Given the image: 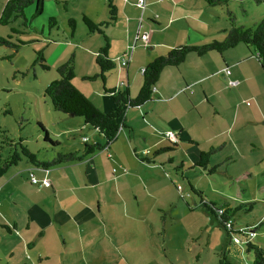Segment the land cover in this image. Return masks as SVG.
<instances>
[{"label":"crops","instance_id":"1","mask_svg":"<svg viewBox=\"0 0 264 264\" xmlns=\"http://www.w3.org/2000/svg\"><path fill=\"white\" fill-rule=\"evenodd\" d=\"M6 1L0 0V11ZM49 1L54 3L50 12L52 16L62 20L74 19L75 28L73 33L68 35L63 30L62 32L56 30L57 25H55L53 27L55 29L49 30L46 41L49 40L50 43L47 49L59 48L58 52L67 56L71 51L75 68L73 85L103 111L113 106L111 95L104 92L103 88L116 87L122 90L127 87L130 96L133 97L142 82V68L156 56L176 45L204 43L203 0H145L143 10L136 5L139 0H111L116 8V18L112 24L102 27V30L109 43L108 58L115 65L104 73V81L99 77L85 80L82 79L83 76L98 73L95 56L98 48L103 44V37L98 32L90 33L83 26L85 24L82 17L86 16L95 23L106 21L108 0ZM30 12L31 8L26 11L27 14ZM44 12L45 5L40 16ZM151 13L156 15L150 17ZM51 14L48 13L47 18ZM138 23H141V27ZM43 28L38 32L39 34L43 35ZM137 30L147 32L146 42L142 40L134 42ZM58 31L65 39L57 41L60 38ZM222 37H224L223 33L219 38ZM133 42L134 46L131 48ZM60 55L49 62H55ZM217 55L218 57L216 54L206 53L198 56L191 53L181 64L162 69L150 99L138 107L133 109L129 107L125 110L123 127L118 130L116 139L106 149L104 147L81 161L61 164L46 170L41 169L38 174L33 173V167L28 165L25 169L28 174L32 173L36 179H39L40 185L31 184L27 176L21 177L25 169L18 167L19 163L0 176V214L8 208L15 215L14 221L8 220L13 222V227L8 232L14 237L17 234L18 237L13 241L15 246L12 249L22 248L25 245V250L34 252L39 245H42V250L34 252L35 264H60L64 257H74L75 254L82 253L73 248L76 244L74 241L81 242V250L87 246H94L96 240L93 237L94 231L100 226L106 228L109 221L104 218L100 222L97 220L87 224L88 219L93 218V215L88 218L86 211L90 210L85 211L84 208H92L95 201L98 210H101L102 197L104 202L109 198L107 205L112 204L111 209L114 212L119 203L128 200L129 194H132L135 203L139 202L136 188L142 193L140 198H145L143 188H139L138 181L126 178L122 179V183L117 181L110 171L112 164L109 158L115 155L123 161L129 158L138 161L133 157V153L139 155V152L141 156L150 157L156 149L168 147L170 140L164 135L168 130H172L176 136L174 150L169 152H178L183 148V152L187 154L180 160L183 166L184 161L187 162L186 165L192 166L188 161L194 164L198 152L210 147L225 145L230 150H236L237 155L240 150L245 149L243 148L245 144L247 150H249L248 145H251L252 149L256 148L258 142L256 143L255 125L264 118V98H260L258 92L264 84V63L261 65L255 57L249 56L248 51L241 44ZM120 58L127 59L124 66L119 64ZM45 59L49 60L47 55ZM63 60L65 59L61 58L56 62ZM213 67L215 69H212ZM225 68L229 69V75H225ZM229 79L234 80L235 84L228 85ZM247 102L249 104H246ZM252 102L256 105L255 108H251ZM240 113L244 116L241 117ZM81 123L83 127L88 126L82 121ZM250 124L253 126L250 127ZM262 127L264 129L263 125ZM91 129L96 133L95 129ZM263 129L260 130L262 137H257L260 140H264ZM139 132L145 134L143 137L145 141L143 144L136 142L135 147L130 142L129 135L135 137ZM96 134L103 139L101 135ZM121 134L122 138L118 139ZM84 137L87 138V143H92L89 135ZM230 156L232 155L224 160L227 158L232 160ZM170 158L175 162L174 154ZM209 162L211 163L210 157ZM154 163L155 160L151 164ZM245 169L243 175L248 177L251 173ZM44 178H48L49 185L45 186L41 183ZM146 190H149L148 186ZM3 218L6 220V217ZM1 224L6 223L2 221ZM51 224H55L56 229H61L59 230L61 235L55 236L57 242L55 249H49L45 245L48 244L46 237L52 227ZM23 226L27 232L23 230ZM66 226L68 231L62 230ZM86 235H92L89 241L85 238ZM60 236H62L61 242ZM109 239L113 238L109 237ZM85 242L88 243L85 245Z\"/></svg>","mask_w":264,"mask_h":264},{"label":"rangeland","instance_id":"2","mask_svg":"<svg viewBox=\"0 0 264 264\" xmlns=\"http://www.w3.org/2000/svg\"><path fill=\"white\" fill-rule=\"evenodd\" d=\"M43 5H45L44 14L38 15L31 21L32 25L28 33L20 35L21 39L32 41L20 45L16 52L9 47L0 46V128L4 130V136L21 141L39 160L45 161L53 158L56 153H68L81 148L84 135H89L91 142L103 144L105 141L98 137L91 127H83L80 117L55 111L44 95L46 86L58 77L55 68L61 62L56 61L68 58L66 54L58 52L59 48L56 47L48 48L47 52L50 43L49 40L46 41L49 30L56 28L70 35V29L68 18L62 20L50 13L51 7L54 6L53 1L46 0L45 3L43 1ZM61 5L64 6L63 3ZM29 8L31 12L26 15L34 11V5L28 6L25 12ZM227 11H230L231 15H228ZM48 13L57 21L55 28L47 26ZM68 13L71 15L69 11ZM153 15L156 14L151 13L150 17ZM203 15L204 42L212 39L221 40L219 37L222 33L225 35L222 28L224 31L231 26L247 28L263 18L264 0H227L225 4L215 6L204 3ZM80 23L83 25L81 21ZM42 27H44L43 35L38 33ZM59 31L57 34L60 38L57 41L65 39ZM7 32V26H0L1 36H6ZM37 50L43 51L44 59L47 55L49 59H45L47 69L35 62ZM68 54H72L71 51ZM209 54H216L218 57L219 53L210 51ZM57 55H60L57 60L50 63L49 61H53ZM258 92L260 98H264V84ZM255 107L252 102L251 108ZM240 116L244 115L240 113ZM263 119L261 118V122L255 125L256 143L258 142L256 148L252 149L251 145H248L249 150H247L245 144L243 146L245 149L240 150L237 155L236 150H230L225 145L214 147L207 170L193 166L190 161L188 163L192 166L186 165V161L183 167L178 166L180 160L187 156L183 148L178 152H169L170 154L159 153L154 157V164L140 161L139 157L144 158L140 152L138 153L140 156L133 153V157L138 161L131 158L123 161L115 155L109 158L112 164L110 171L117 181L122 183L123 178L138 181L139 188H143L145 198H140L142 193L136 188L139 202L135 203L136 200L132 194H129L127 195L129 201L119 203L114 212L111 209L112 204L107 205L109 198L104 202L102 197L101 210H98L95 201L91 209L84 208L85 211L90 210L86 211L88 218L93 215V218L88 219L87 224L97 220L100 222L106 218V221H109L108 226L106 228L100 226L94 231L93 237L96 238L94 246H87L81 250V242L74 241L76 244L73 248L82 253L79 252L74 257H64L60 264H215L223 249L226 250V256L234 262L250 263L253 252L247 251L243 242L225 245L227 239L224 229L199 206V203L202 198L216 204H221L223 201H229L233 206L244 204L243 208L236 211L233 217L234 224L249 225L251 228L254 226L255 233L251 240L264 246V140L257 138L262 133L260 130L263 129L262 125L264 126ZM45 132L53 143L45 139ZM1 134L0 132V141L4 144L5 138ZM122 136L121 134L118 139ZM144 136L143 132H139L135 137L129 135V140L134 146L136 142L143 144ZM168 146L173 147L172 142ZM106 147L107 145L105 149ZM8 149H10L8 145L4 144L0 148V157L7 156ZM172 154L175 156V162L167 160ZM230 154L232 160L229 158L224 160ZM28 165L31 166L25 158H22L18 167L25 169ZM212 167L215 168L214 171L209 172ZM244 169L251 173L248 177L243 175ZM40 171L39 168H32L33 173L38 174ZM25 176L28 178L26 169L21 173L22 178ZM188 183L199 190L200 195L193 193ZM146 186L149 190H146ZM10 219L14 221L15 215L10 209H4L0 214V264H35L34 252L42 250L43 246L39 245L34 252L25 250L24 244L22 248L12 249L15 246L13 241L18 238L17 234L14 237L1 224L4 221L12 228L13 222L8 221ZM83 221L85 222V215ZM261 221L263 224H259ZM51 226L46 237L48 244L45 245L49 249H55L57 248L55 236L61 235V229L60 231L56 229L55 224ZM67 228L66 226L62 230L68 231ZM23 230H25L24 226ZM91 236H85L87 241ZM109 237L113 238V242ZM61 238L62 236L60 242ZM87 243L85 242V245Z\"/></svg>","mask_w":264,"mask_h":264},{"label":"trees","instance_id":"3","mask_svg":"<svg viewBox=\"0 0 264 264\" xmlns=\"http://www.w3.org/2000/svg\"><path fill=\"white\" fill-rule=\"evenodd\" d=\"M44 0H7L0 11V26H7L8 32L6 36L0 35V46H6L17 51L20 45L28 43L32 40L21 39L20 35L27 33L31 28V21L40 15L43 11ZM208 6H215L225 4L227 0H203ZM34 5V11L30 15H26V8ZM108 19L104 22L95 23L86 16L82 17L83 23L86 25L88 31L98 32L103 37V44L98 48L95 62L98 66V73L83 76L82 79L94 80L99 77L104 81V73L114 68V62L108 58L107 52L109 43L106 35L104 34L102 27L112 24L116 18V8L112 4L111 0H108ZM228 15H231L230 11H227ZM230 20L232 18H229ZM68 25L70 29V35L75 28L74 19H68ZM56 25L55 18L48 17L47 26L53 28ZM225 35L221 40L212 39L208 42L201 44H180L172 48H169L165 53L156 56L152 61L147 63L141 71L142 82L139 90L135 96H130L128 88L120 90L114 88H103L104 92L109 93L112 99V108L107 111L100 110L84 93L76 88L72 80L75 77V68L73 54H70L68 58L59 63L55 70L58 75L56 79L51 81L44 90V95L49 99L52 108L55 111H60L66 115L80 117L83 124L95 129L96 133L101 135L104 139V143L92 142L87 143L86 140H82V146L79 149L70 151L68 153H56V155L49 160H39L35 153L32 152L21 141L12 140L3 135L4 130H1L3 137L5 138L4 144L8 145L7 156L0 157V176L4 175L6 171L16 166L22 158H25L31 166L34 168L48 169L61 164H67L71 162L81 161L84 158L92 155L94 152L102 150L106 145L108 146L112 141L116 139L118 130L123 127L124 113L129 107H138L142 103L148 101L152 95V87L158 80L159 74L165 67H175L181 64L188 54L194 53L201 56L210 51L222 53L223 51L234 47L237 44H242L249 53V56L255 57L261 65L264 63V17L251 27L244 28L231 26L227 30H222ZM35 62L41 64L42 68L47 69L48 66L45 63L42 50L35 52ZM228 82V81H227ZM41 125V124H40ZM44 130V129H43ZM45 139L53 143L45 132ZM176 137V136H175ZM172 142V141H170ZM0 141V148L4 146ZM56 144V143H55ZM173 147H165L156 149L150 157L140 158V161L146 163H152L154 157L159 153L169 152L174 150L175 142H172ZM214 147H210L205 151H199L198 158L193 166L198 167L201 170H207L209 164V157ZM169 162L173 161L170 157L167 159ZM178 166L183 167L182 162H179ZM214 167L210 168L209 172L214 171ZM33 185H40L39 179ZM189 189L198 195L199 190L193 187L191 183H188ZM199 206L205 209L224 229L226 233V244L232 243V238H238L239 241L246 245L247 251L253 252V258L250 263H237L229 259L226 256V250H222L217 257L215 264H264V246L260 243H255L248 236L247 230L251 228L249 225L236 226L234 224L233 217L238 209L243 208L244 204L236 206L231 205L229 201H223L221 204H216L211 201H205L201 198ZM263 224V221L259 224ZM2 226L10 231L11 228L6 224ZM13 227V225L11 226ZM253 228H255L253 226Z\"/></svg>","mask_w":264,"mask_h":264},{"label":"built area","instance_id":"4","mask_svg":"<svg viewBox=\"0 0 264 264\" xmlns=\"http://www.w3.org/2000/svg\"><path fill=\"white\" fill-rule=\"evenodd\" d=\"M136 5H137L140 9L143 10L144 7H145V0H139V1L137 2ZM139 19H141V16L139 17ZM138 26L141 27V23H138ZM147 39H148V34H147V32H145V31H141V32H139V31L137 30V33H136L135 38H134V42H136L137 40H142L143 42H146ZM134 42H133V44L131 45V48H133V46H134ZM126 62H127V59H126V58H120V59H119V64L122 65V66H124V65L126 64ZM224 73H225V75H229V69H228V68H225V69H224ZM227 83H228V85H233V84H235V81L229 79ZM154 89H155V87L153 86V87H152V90H154ZM246 104H248V102H247ZM164 135H165V137H166L168 140H170V141H172V142H174V141L176 140L175 134H174V132H173L172 130H168V131H166ZM86 139H87L86 137L83 138V140H86ZM28 176H29V179L31 180V182L35 183V182L37 181L36 178L32 175V173H29ZM41 183H42L43 185H45V186L49 185V180H48V178H44V179H42V180H41ZM247 232H248V236H249V237L252 238V237L254 236V233H255V232H254V229H253V228H249V229L247 230ZM232 242H234V243H238V242H240V241H239L238 238L233 237V238H232Z\"/></svg>","mask_w":264,"mask_h":264},{"label":"clouds","instance_id":"5","mask_svg":"<svg viewBox=\"0 0 264 264\" xmlns=\"http://www.w3.org/2000/svg\"><path fill=\"white\" fill-rule=\"evenodd\" d=\"M254 229V228H253Z\"/></svg>","mask_w":264,"mask_h":264}]
</instances>
